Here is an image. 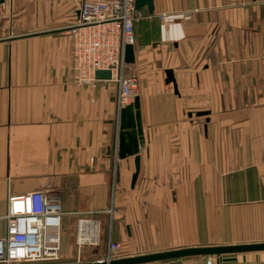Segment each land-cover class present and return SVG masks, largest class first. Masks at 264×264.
<instances>
[{
  "label": "crops",
  "instance_id": "crops-1",
  "mask_svg": "<svg viewBox=\"0 0 264 264\" xmlns=\"http://www.w3.org/2000/svg\"><path fill=\"white\" fill-rule=\"evenodd\" d=\"M80 1L0 2V215L10 194L57 197L62 263L96 261L109 241L123 257L264 242V0L136 9L129 73L138 78L144 146L134 187V157L118 154L115 84L73 79L68 29ZM81 217L99 220L97 245H77ZM212 256L264 264V250Z\"/></svg>",
  "mask_w": 264,
  "mask_h": 264
},
{
  "label": "built area",
  "instance_id": "built-area-1",
  "mask_svg": "<svg viewBox=\"0 0 264 264\" xmlns=\"http://www.w3.org/2000/svg\"><path fill=\"white\" fill-rule=\"evenodd\" d=\"M134 3L135 0H81L75 22L68 29L74 81L84 86L98 80L113 82L117 114L138 95V80L126 74L124 61L125 45L135 43L134 23L142 18ZM98 70L110 71V78H96ZM88 212L97 215L99 211ZM62 214L59 199L44 189L10 194L5 212L0 215V264H59ZM99 233V220L78 219V246L97 245ZM120 252V243L109 241L105 254L97 260L121 258ZM203 264L218 263L213 256H206Z\"/></svg>",
  "mask_w": 264,
  "mask_h": 264
},
{
  "label": "water",
  "instance_id": "water-1",
  "mask_svg": "<svg viewBox=\"0 0 264 264\" xmlns=\"http://www.w3.org/2000/svg\"><path fill=\"white\" fill-rule=\"evenodd\" d=\"M154 0H135V9H140L142 6H147L148 12H153ZM2 2V0H0ZM125 63L134 62V47L131 44L125 45ZM165 82L172 83L174 88L176 83L171 69L165 70ZM96 78L109 79L110 71L98 70ZM199 114H204L200 112ZM120 123L118 132V154L120 158L127 156L134 157V172L131 175L130 187H134L137 175L140 170V155L139 151L144 146V133L141 122L140 99L136 95L133 102L120 110ZM264 242L245 243L235 245H210V246H193L183 247L169 250H162L151 253L137 254L125 256L117 259L106 261H91V262H74V263H59V264H145L156 261L181 258L187 256H218L228 253L263 251Z\"/></svg>",
  "mask_w": 264,
  "mask_h": 264
},
{
  "label": "rangeland",
  "instance_id": "rangeland-1",
  "mask_svg": "<svg viewBox=\"0 0 264 264\" xmlns=\"http://www.w3.org/2000/svg\"><path fill=\"white\" fill-rule=\"evenodd\" d=\"M129 67H130L129 64H127L126 67H125V72H126V74H128V75L130 74V73H129V69H130ZM136 78H137V77H136ZM137 80H138V78H137ZM138 87H139V84H138ZM0 226H1V222H0ZM81 261H83V260L81 259ZM62 262H63V259L61 258L60 263H62ZM83 262H84V261H83Z\"/></svg>",
  "mask_w": 264,
  "mask_h": 264
}]
</instances>
